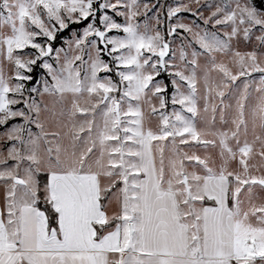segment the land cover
<instances>
[{
    "label": "snow or ice",
    "instance_id": "obj_1",
    "mask_svg": "<svg viewBox=\"0 0 264 264\" xmlns=\"http://www.w3.org/2000/svg\"><path fill=\"white\" fill-rule=\"evenodd\" d=\"M163 9L0 0V264H264V0Z\"/></svg>",
    "mask_w": 264,
    "mask_h": 264
},
{
    "label": "rangeland",
    "instance_id": "obj_2",
    "mask_svg": "<svg viewBox=\"0 0 264 264\" xmlns=\"http://www.w3.org/2000/svg\"><path fill=\"white\" fill-rule=\"evenodd\" d=\"M147 2H149L150 4H152V3H157V0H147ZM179 2H181V0H159V4L164 5L163 12H164L165 15H163V16L161 17V19L164 20L165 30H166V27H167V24H168V21L166 20L167 6H168V5H174L175 3H179ZM183 2H188V0H183ZM209 2H211V3H220L221 0H202V3H205V4H206V3H209ZM201 11H203L205 15H208V11H207V9L202 8ZM108 14L114 16V13H112L111 11H109ZM152 14H153V13H149V15H152ZM114 18L117 19L118 21H122V19H123L122 17H115V16H114ZM180 18H181L182 20L187 21V22L195 21V22L198 23L201 27H204V25H203V21H202V20L197 19L196 17L192 16V15H191L190 13H188V12L181 13V14H180ZM141 19H142V18H141ZM172 22H173V23L175 22V18L173 19ZM83 26H84V25H81L80 27L82 28ZM207 27L209 28V30H212L210 25L207 26ZM63 35H64V36H68V35H69V31L64 32ZM181 35H182V36H186L187 34H186V33H181ZM166 39H170V40H171V39H174V40H175V42L173 43V47H174V48H177V47L179 46V44H180V37H179V36H178V37H175V38H169V37H166ZM59 45H60V42H59V40H58L56 46H59ZM251 47H252V45H244V44H241V45H240V49H241V50H245L246 48H247V49H250ZM29 51H31V50H29ZM39 72H40V69L37 67L36 70H35V73H34L36 79H39V78H40V76H39ZM160 79H163L164 82H165L166 84L169 85V94H171V84H170V80H169V78L167 77V74H166V73L162 74L161 77H160ZM29 86H32V84L30 83ZM17 107H20V106H17ZM169 110H171V109H169ZM19 122H21V121H20L19 118H17V119L14 120L12 123H19ZM33 130L35 131L34 128H33ZM4 131H5V127H0V133H3ZM2 145H3V142H0V146H2Z\"/></svg>",
    "mask_w": 264,
    "mask_h": 264
},
{
    "label": "crops",
    "instance_id": "obj_3",
    "mask_svg": "<svg viewBox=\"0 0 264 264\" xmlns=\"http://www.w3.org/2000/svg\"><path fill=\"white\" fill-rule=\"evenodd\" d=\"M110 211H111V209H110Z\"/></svg>",
    "mask_w": 264,
    "mask_h": 264
}]
</instances>
